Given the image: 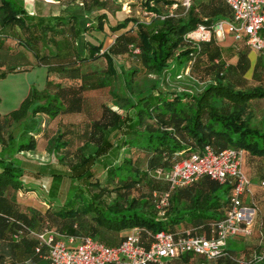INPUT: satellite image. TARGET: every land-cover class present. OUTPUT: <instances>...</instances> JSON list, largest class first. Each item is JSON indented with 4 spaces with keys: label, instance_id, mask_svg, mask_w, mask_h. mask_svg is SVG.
I'll return each mask as SVG.
<instances>
[{
    "label": "trees",
    "instance_id": "1",
    "mask_svg": "<svg viewBox=\"0 0 264 264\" xmlns=\"http://www.w3.org/2000/svg\"><path fill=\"white\" fill-rule=\"evenodd\" d=\"M80 2L84 18L64 8L55 15H33L16 0H0L1 36H11L34 57L33 64L47 71L45 92L33 87L18 107L0 112V264H32L41 256L35 251V232L45 228L78 240L89 235L106 245L117 244L124 235L113 243L115 235L134 226L166 229L177 235L186 230L208 234L210 222L223 217L232 182L220 183L203 175L173 189L167 206L159 209L154 191L158 194L168 185L151 175L207 143L216 150L242 148L243 163H259L256 172L264 179V111L256 117L252 108L255 101L264 99V57L260 54L252 67L257 83L242 87L251 67L243 45L238 47L236 62L226 63L212 39L199 48L184 40L185 33L199 23L230 16L224 0L212 8L198 9L193 3L186 9L179 0H140L147 11L157 15L151 16V22L126 16L110 23L112 38L102 52L100 42L81 35L103 30L107 15L99 9L106 0ZM173 2L178 5L169 14ZM135 46L138 52L133 51ZM18 55V50L11 53L6 67L0 69V79L13 71L31 69L20 65ZM102 55L105 66L92 63ZM120 57L130 65L126 67ZM188 62L189 74L213 77L200 93L160 89L157 79L144 87L134 82L144 74L159 75ZM62 73L77 81L62 83L58 79ZM104 87H109V99L122 111L104 101L86 103L87 91ZM85 107L90 111L84 124L59 127L46 139L47 151L55 159L49 176L43 179L29 171L23 164V152L38 146L35 131H41L40 124L30 118L39 112L54 118ZM22 118L25 125L16 134L10 133L11 124ZM120 149L124 152L117 161L114 158ZM18 190L41 191L47 207L22 204L17 200ZM234 238L227 241L228 254L210 259L213 264H240L239 257L231 254L238 248ZM262 248L256 264H264V243ZM16 249L26 254L18 263L12 256ZM194 256L197 264L209 261L193 252L180 258L190 262Z\"/></svg>",
    "mask_w": 264,
    "mask_h": 264
},
{
    "label": "built area",
    "instance_id": "2",
    "mask_svg": "<svg viewBox=\"0 0 264 264\" xmlns=\"http://www.w3.org/2000/svg\"><path fill=\"white\" fill-rule=\"evenodd\" d=\"M230 8V16L217 18L208 23H199L184 35V40L199 48L204 41L213 37L231 35L234 40H243L247 46L264 56V0H224ZM186 9L192 0H179ZM178 2L169 8L172 14ZM146 14L156 16L153 11ZM163 16V15H162ZM103 50L101 49V52ZM133 51L138 52L135 46ZM189 63L186 67L189 71ZM243 149L225 147L216 150L205 144L201 150L176 160L168 169L156 168L151 175L167 183V188L158 193L156 207L167 206L171 191L182 187L203 175L220 183L232 182L229 202L223 217L210 222L208 234H191L189 230L175 234L166 229L153 231L134 226L115 245H106L85 235L78 240L74 235L64 234L53 228L35 232L38 239L35 251L48 259L49 264H148L163 259L178 257L185 252L204 255L208 259L228 254V239L251 233L256 216V205L244 201L251 184L243 170ZM264 187V179L260 181ZM240 264H247L237 258Z\"/></svg>",
    "mask_w": 264,
    "mask_h": 264
},
{
    "label": "rangeland",
    "instance_id": "3",
    "mask_svg": "<svg viewBox=\"0 0 264 264\" xmlns=\"http://www.w3.org/2000/svg\"><path fill=\"white\" fill-rule=\"evenodd\" d=\"M18 3L22 4L26 10L30 12V10H35V6H33V0H16ZM46 4H53L58 6L60 4H69L70 8L83 16L81 2L79 0H59L53 2H47V0H43ZM71 1V2H70ZM72 3V4H71ZM79 3V4H78ZM106 13V18L104 19V26L106 31H96L92 34H88L86 37L92 42L96 40L101 43V49L104 50L111 41L112 31L109 28L110 23H116V21L121 20L123 17L129 16L135 19L150 21V16L145 13L146 8L140 4V0H106V5L104 8H100V11H104ZM96 11V9L94 10ZM81 17V18H82ZM132 24V21L129 25ZM96 39V40H95ZM96 41V42H97ZM258 53V52H257ZM30 55V53H29ZM257 55H260L259 53ZM120 61L125 63V66L130 65V61H127L125 58H118ZM117 62V61H116ZM97 66H105L106 59L104 56H100L97 60L92 62ZM117 65V63H115ZM170 64V61H169ZM31 66V65H29ZM173 67L172 70H165L161 74L156 73H147L142 76L136 77L134 82L139 84L140 87H144L145 85H152L154 81L159 80V88L165 89L169 91H182L186 90L191 93H200L206 84L213 82V77L202 75L195 76L189 74V71L185 66ZM117 72L119 71L116 69ZM119 74V72L117 73ZM119 76V82L121 81V76ZM58 79L64 84L76 82V78L70 77L67 73L59 74ZM47 78L46 68L44 66H36L31 70H20L10 72L5 78L0 80V112H7L11 109L18 107L21 100L28 94L29 90L35 87L39 92H43L45 90V81ZM244 80L240 85L242 87H250L257 83V80L253 77L252 68L245 73L243 76ZM117 79V78H116ZM109 87L101 88L97 91H87L86 99L88 105L90 102L96 101H104L114 109L118 111H122L121 108L114 104L110 98L108 92ZM45 92V91H44ZM253 109L256 117H260L262 111H264V99L255 101L253 103ZM89 107H85L81 112H66L60 115H57L54 118H51L49 114L44 112H39L30 118V121L36 122V124H40L41 131H35V135L38 140V146L33 150H26L23 152V164L25 167L31 171L36 172L43 179L49 176L52 171L51 162L54 157L47 151L46 148V139L52 137L56 130L59 127L65 128L67 125L74 124L75 126H81L84 124V121L89 118ZM25 118V117H24ZM24 118L19 121H14L13 124L8 128V131L12 134H16L24 125ZM29 121V120H28ZM28 123V122H27ZM23 125V126H22ZM29 125V124H26ZM124 149L118 150V155L114 158L117 161L120 160ZM247 162V161H246ZM248 164V163H247ZM99 165V164H98ZM100 166V165H99ZM257 168H261L259 163L250 164L248 166L243 163L244 173L250 177L251 184L249 186V190L245 193L244 201L246 203H254L256 205V216L254 219V223L251 229V233L245 235L241 238L236 237L232 239L233 245L237 244L238 248L235 251H231L233 256L239 257L246 261L248 264H256L255 260L261 256L263 253L262 245L264 243V187L260 185L261 177ZM258 173V174H257ZM22 201H30L42 210L47 207V203L43 201V194L41 191H35L28 193L26 191L21 190L20 194H18ZM207 264H213V261H207Z\"/></svg>",
    "mask_w": 264,
    "mask_h": 264
},
{
    "label": "crops",
    "instance_id": "4",
    "mask_svg": "<svg viewBox=\"0 0 264 264\" xmlns=\"http://www.w3.org/2000/svg\"><path fill=\"white\" fill-rule=\"evenodd\" d=\"M55 1H59V0H47V2H53V3H55ZM222 1L223 0H193L192 3L195 6V8L198 9L201 6H208V8H212L214 6H217ZM33 6H35V10H30V12L27 10L30 14H33V15H55V14L59 13L60 8H64L65 10L73 12V13L80 16L79 13H77L76 11H74L73 9L70 8L71 6H69V4H66V5L60 4L58 6H55L53 4H46V3H44L43 0H33ZM81 9L83 11L82 14L84 16L85 11L83 8H81ZM104 11H106V10L104 9ZM106 13H107V11H106ZM104 30L106 31L105 26H104ZM93 32H96V31L92 30L90 32H84L83 35H81V36H84L85 39H87L86 36L90 33L92 34ZM87 40L90 41L89 39H87ZM96 41L94 43L98 42V41L97 42ZM0 45H1V47H0V69H3L4 67H6V61H9L11 59V53L13 51H17V50L19 51L18 56H20L17 59L19 62H21L20 63L21 66L25 65V66L29 67V65H31V69H33L36 66H40V65L33 64V63H35L34 57L31 54L29 55L28 51L26 49H24V47L21 46L20 44H17L11 36H9V35L8 36H1V34H0ZM79 45H85V44L83 42L79 41ZM212 45H216L218 47V49L220 50V52L222 54V58L226 61V63H228V62L229 63H235L236 62L237 55H238V52H237L238 47H239V45H243V49L245 48L247 50V55H248V58L250 60V65H251L250 69L254 66L255 62L257 61V58L259 56L257 54L258 53L261 54L260 52H258L256 50L250 48L249 46H247L244 42L234 40L233 37L231 35H228V34L225 35L224 37H218V38L213 37L212 38ZM29 63H31V64H29ZM31 69H29V70H31ZM15 72H17V71H15ZM1 79H3V78H1ZM2 113H4V112H2ZM20 191L21 190L17 191V200L19 202H21L22 204H25V205L38 207V206H36V204H34L30 201H22L18 195V194H20ZM23 191H26L28 193H30V191L35 192L34 190H23ZM128 230L129 229L122 230L117 235H115L116 237L113 239V243L117 242L120 239V237H122ZM12 256L15 258L16 262L18 263V262H21L23 259H25L26 254L24 252H22L20 249H16L14 252H12ZM180 257H181V255L178 257L170 258V259H164L162 264H197V257L196 256L192 257L190 262H185ZM209 261H210V259H209ZM32 264H49V261L47 258H45L43 256H37L35 259L32 260Z\"/></svg>",
    "mask_w": 264,
    "mask_h": 264
}]
</instances>
